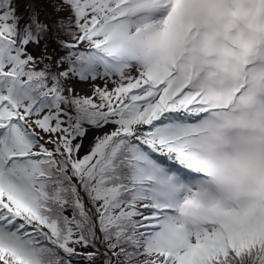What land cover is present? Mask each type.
Instances as JSON below:
<instances>
[{
  "label": "snow or ice",
  "instance_id": "6c2138e0",
  "mask_svg": "<svg viewBox=\"0 0 264 264\" xmlns=\"http://www.w3.org/2000/svg\"><path fill=\"white\" fill-rule=\"evenodd\" d=\"M0 0V264H264V0Z\"/></svg>",
  "mask_w": 264,
  "mask_h": 264
},
{
  "label": "trees",
  "instance_id": "16d2710c",
  "mask_svg": "<svg viewBox=\"0 0 264 264\" xmlns=\"http://www.w3.org/2000/svg\"><path fill=\"white\" fill-rule=\"evenodd\" d=\"M38 5L39 11L47 15L50 14L51 9L47 6L46 0H33Z\"/></svg>",
  "mask_w": 264,
  "mask_h": 264
},
{
  "label": "rangeland",
  "instance_id": "374dc122",
  "mask_svg": "<svg viewBox=\"0 0 264 264\" xmlns=\"http://www.w3.org/2000/svg\"><path fill=\"white\" fill-rule=\"evenodd\" d=\"M41 14H42V16H47V14H45V13H43V12H41Z\"/></svg>",
  "mask_w": 264,
  "mask_h": 264
}]
</instances>
